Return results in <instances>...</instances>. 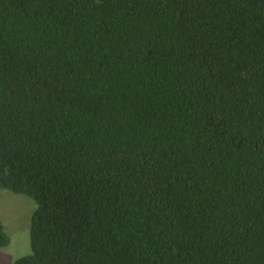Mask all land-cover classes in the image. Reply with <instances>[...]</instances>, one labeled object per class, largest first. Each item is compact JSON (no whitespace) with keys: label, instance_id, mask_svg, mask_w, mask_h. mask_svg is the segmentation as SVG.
I'll list each match as a JSON object with an SVG mask.
<instances>
[{"label":"trees","instance_id":"1","mask_svg":"<svg viewBox=\"0 0 264 264\" xmlns=\"http://www.w3.org/2000/svg\"><path fill=\"white\" fill-rule=\"evenodd\" d=\"M0 189L12 264H264V0H0Z\"/></svg>","mask_w":264,"mask_h":264},{"label":"rangeland","instance_id":"2","mask_svg":"<svg viewBox=\"0 0 264 264\" xmlns=\"http://www.w3.org/2000/svg\"><path fill=\"white\" fill-rule=\"evenodd\" d=\"M36 209L30 197L0 189V220L11 238L10 244L0 249V264H12L31 254V219Z\"/></svg>","mask_w":264,"mask_h":264}]
</instances>
